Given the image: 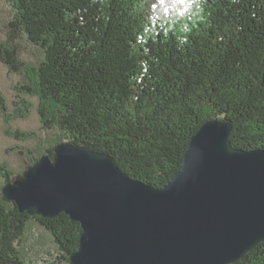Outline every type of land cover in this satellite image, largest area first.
Listing matches in <instances>:
<instances>
[{
  "label": "trees",
  "instance_id": "1",
  "mask_svg": "<svg viewBox=\"0 0 264 264\" xmlns=\"http://www.w3.org/2000/svg\"><path fill=\"white\" fill-rule=\"evenodd\" d=\"M3 2L11 9L0 61L18 76L24 107L38 100L47 136L28 167L65 142L108 153L129 176L162 188L191 137L214 120L231 124L232 146L264 149V0ZM28 167L0 162V264H30L33 225L60 255L44 264H70L80 223L65 212H22L4 196ZM231 264H264V241Z\"/></svg>",
  "mask_w": 264,
  "mask_h": 264
},
{
  "label": "water",
  "instance_id": "2",
  "mask_svg": "<svg viewBox=\"0 0 264 264\" xmlns=\"http://www.w3.org/2000/svg\"><path fill=\"white\" fill-rule=\"evenodd\" d=\"M230 132L228 121L205 122L162 188L108 153L60 143L4 196L22 212L80 223L70 264H231L264 241V149L236 148Z\"/></svg>",
  "mask_w": 264,
  "mask_h": 264
},
{
  "label": "rangeland",
  "instance_id": "3",
  "mask_svg": "<svg viewBox=\"0 0 264 264\" xmlns=\"http://www.w3.org/2000/svg\"><path fill=\"white\" fill-rule=\"evenodd\" d=\"M6 7L11 9L10 4L0 0V40L5 37L2 14L7 12ZM19 40L22 50L30 57L34 50L25 42L24 37ZM17 81L18 76L0 61V89L6 97L7 108L6 111L0 110V162L7 161L20 169L29 166L30 156L37 157L45 149L47 136L40 126L38 100L35 97L28 98L31 105L25 108L20 92L15 89ZM29 152L31 155H28ZM29 237L31 243L26 255L30 257V264H44L43 260L60 257L58 251L52 247L48 233L40 226L33 225Z\"/></svg>",
  "mask_w": 264,
  "mask_h": 264
}]
</instances>
